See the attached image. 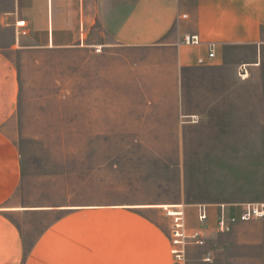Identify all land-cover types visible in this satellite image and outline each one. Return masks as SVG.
<instances>
[{
  "label": "rangeland",
  "instance_id": "374dc122",
  "mask_svg": "<svg viewBox=\"0 0 264 264\" xmlns=\"http://www.w3.org/2000/svg\"><path fill=\"white\" fill-rule=\"evenodd\" d=\"M19 2L0 0V52L20 80L6 132L20 151L23 205L55 208L24 216L28 236L64 218L66 250L71 241L116 252L119 264H171L163 208L186 203L193 227L196 203L264 202V47L257 63L253 46L232 48L248 79L224 70L176 100L157 69L135 68L156 55L128 52L98 31L86 39L100 53L12 47L5 23L17 10L22 17ZM245 253L229 233L210 232L204 246H188L186 258L206 264L201 257L212 254L213 264H244Z\"/></svg>",
  "mask_w": 264,
  "mask_h": 264
},
{
  "label": "crops",
  "instance_id": "0c3cea01",
  "mask_svg": "<svg viewBox=\"0 0 264 264\" xmlns=\"http://www.w3.org/2000/svg\"><path fill=\"white\" fill-rule=\"evenodd\" d=\"M18 1L22 17L18 10L12 12L14 20L5 24L14 33V21L23 18L29 34L19 39V45L14 41L12 47L86 48L78 44L82 35L86 45L101 46L86 39L98 31L110 44L128 52L148 50L156 55V59L150 56L136 63L135 68L157 69V77L171 86L176 100L184 99L188 85L195 89L222 77L224 70L233 74L238 71L245 61L233 58L232 48L253 46L256 59L251 63H257L264 47V0ZM184 35H197L203 43L184 45L180 43ZM205 42H215V57L209 65L199 66L196 58L205 55ZM19 101L18 71L14 62L0 52V264H119L116 252L77 247L71 241L66 250L64 218L50 221L34 236H28L24 216L49 213L55 208L23 205L20 151L6 132ZM241 204L225 205L230 213L237 214ZM216 205L208 206L212 213ZM228 233L246 252L241 260L249 263L244 264H264V218L236 222ZM99 241L102 244L103 240Z\"/></svg>",
  "mask_w": 264,
  "mask_h": 264
},
{
  "label": "built area",
  "instance_id": "2783aa9c",
  "mask_svg": "<svg viewBox=\"0 0 264 264\" xmlns=\"http://www.w3.org/2000/svg\"><path fill=\"white\" fill-rule=\"evenodd\" d=\"M14 41L19 45V39L28 36V26L26 20L18 18L13 23ZM180 43L187 46H198L203 42L197 35H184ZM80 46H86L85 35L80 38ZM206 53L196 58V64L206 66L211 63L215 57V42H205ZM95 53H100L101 46L91 45ZM238 78L241 81L248 79L249 68L246 64H241L237 71ZM165 209V215L170 218L169 222V254L171 264H187L186 253L189 245L204 246L210 231L219 234L230 232L232 225L236 222L248 221L252 219L264 218V202L243 203L237 214L230 213L224 203L216 205L214 213L211 212L208 205L203 203L194 204V226L189 225L187 217V204L177 202ZM211 221V222H210ZM206 264H213L214 256L212 254L203 255L200 259Z\"/></svg>",
  "mask_w": 264,
  "mask_h": 264
},
{
  "label": "bare ground",
  "instance_id": "6f19581e",
  "mask_svg": "<svg viewBox=\"0 0 264 264\" xmlns=\"http://www.w3.org/2000/svg\"><path fill=\"white\" fill-rule=\"evenodd\" d=\"M158 206H164V205H158ZM168 206H171V205H168Z\"/></svg>",
  "mask_w": 264,
  "mask_h": 264
}]
</instances>
